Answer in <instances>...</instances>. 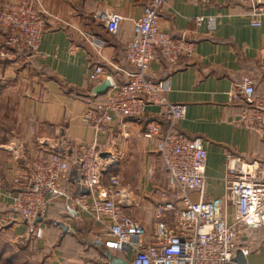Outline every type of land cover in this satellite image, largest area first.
Instances as JSON below:
<instances>
[{
  "label": "crops",
  "instance_id": "crops-1",
  "mask_svg": "<svg viewBox=\"0 0 264 264\" xmlns=\"http://www.w3.org/2000/svg\"><path fill=\"white\" fill-rule=\"evenodd\" d=\"M1 1L5 0L0 5ZM37 4L46 21L37 52L19 55L13 63L0 62V264H7L2 260L12 252L20 260L26 257L24 264H111L112 258L128 264L123 252L104 246L106 237L97 224L62 200L52 203L36 223L41 238L28 237L27 224L10 212L11 176L34 159L60 154L69 160L70 170L62 180L73 193L77 178L73 161L81 148L95 145L101 153L100 187L116 178L121 213L151 236L156 191L167 184L154 142L143 137L145 125L158 120L157 109L149 107L139 119H118L105 133H96L81 121L95 99L90 96L95 84L88 81V69L100 65L118 84L124 73L133 71L125 46L144 0H37ZM253 5V0H170L160 13V29L173 39L190 42L193 53L175 65L155 60L146 77L168 81V101L185 105L184 118L174 130L201 140L206 150L205 201L223 194L228 154L264 162V139L237 126L242 103L230 102L228 96L244 76L253 80L257 96L264 95V17L259 27L251 25L247 13ZM99 11L122 17L115 34L98 19ZM198 17H214V30L204 22L197 24ZM160 124L164 128V122ZM198 198L197 193L191 195L193 201ZM52 220L66 225V232ZM85 238L94 242L85 243ZM242 241L246 264H264V231L248 232ZM11 264L23 263L16 259Z\"/></svg>",
  "mask_w": 264,
  "mask_h": 264
},
{
  "label": "built area",
  "instance_id": "built-area-1",
  "mask_svg": "<svg viewBox=\"0 0 264 264\" xmlns=\"http://www.w3.org/2000/svg\"><path fill=\"white\" fill-rule=\"evenodd\" d=\"M170 0H144L142 14L133 21V37L125 46V59L133 68L118 84L100 65L87 70L88 81L98 85L108 80L110 88L103 101L89 104L81 121L96 133H105L118 119L144 115L149 107L157 109L159 121L145 125L143 137L154 142L167 178L166 186L156 191V216L151 236L136 221L122 214L116 201L118 181L111 177L100 187L101 153L95 145L81 148L73 162L76 191L63 184L70 170L69 160L60 154L34 159L11 176L10 212L27 224L28 237L39 240L42 231L34 221L43 219L49 206L62 200L83 218L91 219L103 231L107 249L123 252L128 264H238L236 252L248 232L264 229V162L226 156L221 179L222 196L205 201V164L207 153L199 139H190L174 130L185 115V105L171 103L166 97L168 81H152L146 73L155 60L175 65L181 57H191L193 45L183 38L173 39L159 26L160 13ZM207 1V0H203ZM247 17L253 27L264 17V0H253ZM97 17L109 33L117 32L123 20L119 14L99 11ZM45 14L37 0H5L0 6V62L13 63L22 54H35L45 27ZM208 30H214V17H198ZM230 102L244 104L236 124L264 139V96L254 95L253 81L244 76L228 94ZM81 189L87 194L82 195ZM198 194L193 201L191 195ZM264 246V241L262 243Z\"/></svg>",
  "mask_w": 264,
  "mask_h": 264
},
{
  "label": "water",
  "instance_id": "water-1",
  "mask_svg": "<svg viewBox=\"0 0 264 264\" xmlns=\"http://www.w3.org/2000/svg\"><path fill=\"white\" fill-rule=\"evenodd\" d=\"M110 88V83L108 80H103L101 83H99L98 85H95L92 87L91 91H90V96L91 97H96L98 95H102L105 94L106 91ZM80 193L82 195H86L87 194V190L86 189H81ZM70 213H72L74 216L76 215V212L74 210H70ZM42 221L41 218H37L34 223H40ZM52 222L59 226L62 229V232L65 233L67 230V226L64 225L62 222H56L53 221ZM94 241H91L87 238H85V243H93ZM235 262H237L238 264H246V260L245 258L242 256L240 251L236 252V257H235ZM111 264H127L126 261L118 259V258H112L111 260Z\"/></svg>",
  "mask_w": 264,
  "mask_h": 264
},
{
  "label": "trees",
  "instance_id": "trees-1",
  "mask_svg": "<svg viewBox=\"0 0 264 264\" xmlns=\"http://www.w3.org/2000/svg\"><path fill=\"white\" fill-rule=\"evenodd\" d=\"M2 35H4V31H2ZM162 63H165V62H163L162 61ZM252 80V79H251ZM126 81V77H124V81H123V83ZM241 81V80H240ZM253 81V80H252ZM123 83H119V84H123ZM253 87H254V83H253ZM254 95L255 96H257L256 94H255V88H254ZM260 96H264V95H260ZM260 96H258V97H260ZM104 98H105V94H102V95H98V96H96L95 97V99H94V102H96V101H103L104 100ZM243 107H244V104L242 103V106H241V110L243 109ZM241 112V111H240ZM141 117V116H140ZM140 117H134V118H128V119H139ZM157 121H159L160 123H162V122H164V121H160V120H157ZM165 125H166V123L164 122V127H165ZM247 161H252V160H247ZM257 161H259V160H257ZM74 162V161H73ZM261 162V161H260ZM261 230H263L264 231V229H261ZM256 231V230H255ZM252 232V231H251ZM18 256V255H17ZM10 259H18V257H16V254H15V256H13L12 255V253L9 255V258H8V260H10Z\"/></svg>",
  "mask_w": 264,
  "mask_h": 264
},
{
  "label": "rangeland",
  "instance_id": "rangeland-1",
  "mask_svg": "<svg viewBox=\"0 0 264 264\" xmlns=\"http://www.w3.org/2000/svg\"><path fill=\"white\" fill-rule=\"evenodd\" d=\"M1 2H2V1H1ZM2 4H3V2H2ZM2 4H1V5H2ZM1 5H0V6H1ZM23 245L25 246V245H26V242H23ZM2 250H3V248H2ZM10 252H12V251H10ZM10 254H11V253H10ZM10 254L7 255V258H6L5 260H2L4 263L11 264L13 261H15V259H10V260H8ZM12 255L15 256V253L12 252ZM17 261H20L21 263L24 264V262H27L28 260H27L26 257H25L23 260L17 259Z\"/></svg>",
  "mask_w": 264,
  "mask_h": 264
}]
</instances>
